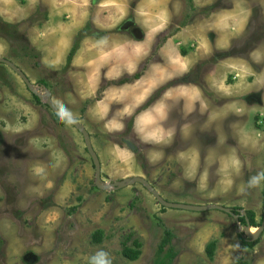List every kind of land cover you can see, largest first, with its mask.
Wrapping results in <instances>:
<instances>
[{"label":"rangeland","instance_id":"374dc122","mask_svg":"<svg viewBox=\"0 0 264 264\" xmlns=\"http://www.w3.org/2000/svg\"><path fill=\"white\" fill-rule=\"evenodd\" d=\"M144 2L13 0L11 13L16 18H8L13 22L7 23L0 16V60L11 62L40 97L46 96L41 99L11 68L0 64V264H264V234L254 249L242 246L239 236L249 239L247 224L237 223L224 213L166 209L141 184L117 191L98 188L83 135L71 124H62L46 104L45 98L50 96L59 110L65 109L89 133L101 163L102 185L111 187L141 178L169 203L221 206L238 210L240 215L254 213L257 225L262 224L264 180L255 186H249L248 181L264 173V0H193V4L170 0L166 10L171 17L165 36L175 35L181 44L189 42L186 48L194 54L201 46L208 49H202L201 55L209 53L205 59H196L205 62L196 63L199 78L193 74L190 80L209 98L206 185L199 183L206 171L203 169L194 173L196 184H187L181 178L178 180L183 184L174 185V179L185 173L173 163L176 146H143L131 135L132 129L117 135L106 130L100 119L85 117L87 107L93 101L100 102L109 88L125 85L120 84L122 80L110 82L105 75L103 80L93 82L100 72L98 68L95 71L99 63L96 51L91 64H86L89 62L84 56L80 67L69 69L68 52L62 54L45 45L49 14L55 16L50 26L59 47L69 45V34L74 46L86 24L77 27L82 21L71 16V9L91 8L88 38L101 41L112 31L95 28L91 22L95 15L105 27L117 14L114 32L121 35L129 23L136 21L142 26L140 9L153 6ZM242 5L250 11L247 27L233 31L226 43L221 39L228 37L232 25L228 21L224 22L227 27L221 24L219 15L223 10L243 11ZM133 36L143 40L138 30ZM159 38L155 42L163 43L164 38ZM217 39L223 45L217 46ZM39 40L44 46L41 50L35 45ZM50 41L54 48L53 39ZM185 64L190 62L183 63L182 68ZM193 68L196 70V66ZM216 75L218 80L213 78ZM135 76L129 78L133 80L130 83L138 81ZM88 77L89 82L85 81ZM185 80L167 84L161 94L174 87L196 86ZM223 106L233 107L224 114ZM244 125L247 139L241 128ZM125 141L131 142L136 151L130 150ZM151 154L158 157L148 163ZM164 154L172 156L166 167L158 162ZM221 156L226 158L220 163L217 157ZM233 156L240 161V171L229 177L231 183H222L219 169L229 166ZM37 167L44 169L46 179L35 175ZM48 182L52 187L46 186ZM259 228H252L251 234ZM98 233L102 234L101 243L94 241ZM168 234L172 235L170 244L159 254ZM135 242L141 245V257L132 262L123 252L125 244L132 247ZM212 243L216 244L213 259L207 253Z\"/></svg>","mask_w":264,"mask_h":264},{"label":"crops","instance_id":"0c3cea01","mask_svg":"<svg viewBox=\"0 0 264 264\" xmlns=\"http://www.w3.org/2000/svg\"><path fill=\"white\" fill-rule=\"evenodd\" d=\"M12 2L13 0H0V9H2L0 16L5 22L7 21V23L13 22L11 19H8L9 17H12L13 19L16 18V14L11 13V9L13 8ZM144 3L145 5L152 3L153 6H150L149 8L145 7L142 10L140 9L141 20H143L142 23L140 22L142 26H139V23L134 21L132 24L133 27L130 30L122 32L121 35H118V33L114 32L115 25L118 24V22L115 21L116 17L118 19L117 14H114V19L110 20V22L106 24L105 27H103L102 25H100V23L97 22L95 17L96 15L91 21L93 22L95 28L100 29L103 32L105 30H109V33L112 31V36L109 35L104 40H101L106 41L105 43H100L101 41L90 38L83 40V42H81L78 53L74 57L72 67H80V58L84 56L86 59H88L89 62L86 64H91V55L94 53L93 51H96L98 54L96 55L95 59H98L99 63L97 64V66H95V71L96 68H98L97 71L100 72L99 75L95 76V79L93 78V82L103 80V75L107 76L110 82H113L118 80L121 81L124 79H129L130 77H133L139 73H143L141 75V78L138 79V81H134V83L129 82L126 83L123 87L121 86L119 88H109L105 92L101 101H93V104L87 107L86 111H84V114L85 117H88L90 115L96 117L97 119L95 120L100 119L103 123H101L102 126L106 128V130H109L108 125L110 123H112L114 120H119L122 118L125 123V129L123 131H111V133H116L117 135H124L127 129H132L131 135L133 136V138L136 139V141L140 142L143 146H159L160 148L165 149L171 144L176 146V149H174L175 153L173 158L172 156H170V158H167L164 154L163 156L159 157L158 162H161V165L166 167V161L168 162V160L172 158L175 167H177L178 170L182 169L185 171L183 175L181 174L180 177H176L177 179H174V185L183 184L182 182H185L187 184H196L197 180L193 179L195 175L194 173L196 171L200 172L201 169H203L204 171H209V103L207 100L209 98H207V93H205V91L200 86L198 87V85L194 84V81L190 80H192L193 74H195V77L199 78L198 64L196 65V63L205 62H200V60L208 57L209 53L205 52L201 55V52L203 51L202 49H208L204 46L198 47L196 50H200V54L198 51L196 52L197 54H194L195 52H190V50L186 48L189 42H187L186 44H181L180 40L177 39V36H165V34L168 33L167 25L169 24L171 17L169 11H166L167 8H170V0H145ZM95 5L97 4L95 3ZM99 7V10H101L102 8L100 5ZM242 7L243 11H246L248 13L247 21L242 29L244 30L246 29L247 23L249 21L250 11H248V9L244 5H242ZM2 11H4V13H2ZM73 11H77L78 14L74 13ZM262 11H264V3H262ZM166 12L168 13L167 16H165ZM70 13H72L71 16L73 18L77 16L76 19L78 21L81 19L82 21V25L77 27H83L85 24L86 26L88 25L87 21L89 20V16L91 15V8H88L86 6L82 8L76 7V9H71ZM54 17V15L49 14V21L45 24V32L47 39L45 45L47 48L50 47L51 49H55L57 51L61 50L62 54L68 52V59L69 54L73 48V39L71 38V34H69V45L67 44V46L63 45L59 47V41H55L54 30L50 26L52 25ZM123 19L124 18L122 17L121 23L123 22ZM161 24L164 25L162 28L160 27ZM72 29L73 28H69V30ZM136 30H138L143 35L142 41H138L133 36V33H135ZM231 30L232 31H229L228 37H222L221 40H224L227 43L229 36L233 32V29ZM39 35L42 34L39 32ZM161 36L162 39L164 38L163 43L155 42V40ZM211 37L212 34L210 36V40ZM50 38H52L54 41V48L52 47V42L50 41ZM221 40L219 41L217 39V46L223 45ZM35 45L40 50L44 47L43 44H41L40 40L35 41ZM175 46L178 47H176V50L174 48ZM183 51H185V55H183ZM159 53L161 56L159 55ZM196 59L200 60L197 61ZM187 62H190V64H188L187 72L181 71L183 63ZM87 65L84 64V67H86ZM194 66H196V70L193 68ZM173 75H175L174 79L169 78ZM181 78L183 80L187 79V81L190 82V86H196L193 87V89L183 88L182 86L170 88L174 90L171 99L164 97V94L169 89L165 93L161 94L158 98H155L156 94L159 93L164 86L169 83L179 81ZM213 78L214 80H218L217 75ZM90 80V78L85 79V81L87 82H89ZM87 87L89 88L90 86L87 84L86 88ZM181 87L187 90L185 103L183 105H181L179 102V97L181 95L182 89ZM141 96H146V99L141 101ZM113 97H117L118 99L114 100ZM158 102L164 103L167 109L171 110L167 126L171 127L174 130L175 134L172 138L171 143L168 145L144 144L139 140L136 135V132L134 130L135 123L140 117H145L147 119L150 116L152 107ZM193 105H195L196 111L192 115H188L187 113L193 107ZM123 107L130 108L131 114L125 115L124 117H120L118 112ZM232 107L233 106H223L221 112H224V114H229L231 112V109L227 108ZM237 110L239 111V109ZM130 121H132V124H129ZM145 127L150 128L151 125L145 124ZM241 128L242 131H244V139H247L246 136L248 135L245 134L247 127L244 125V127ZM188 145L190 147L189 149H186ZM197 151L199 153L198 162L196 165L195 172L192 173L187 166L190 163L191 158ZM182 153L185 154V158L183 160L180 158ZM225 158L226 157L221 156L217 157V160H219V162L221 163L222 160ZM153 162H155V159L149 158L148 163ZM181 178L184 181L180 183L178 179ZM205 181L207 180L203 179L200 180L199 183L202 185H206L207 183H204ZM181 203L183 202L180 201L176 204ZM194 206H197V204H195Z\"/></svg>","mask_w":264,"mask_h":264},{"label":"clouds","instance_id":"9594fccd","mask_svg":"<svg viewBox=\"0 0 264 264\" xmlns=\"http://www.w3.org/2000/svg\"><path fill=\"white\" fill-rule=\"evenodd\" d=\"M163 18V17H162ZM248 18V13L246 11H241L238 13H234L231 10H223V12L219 15V21L225 27L227 24H224L225 21H228L232 25L233 31H242L243 27ZM164 25L161 24L162 28ZM106 41H101L100 43H105ZM188 65L185 64L181 71H187ZM169 78L174 79L175 75L170 76ZM163 80V78H162ZM173 89H169L165 94V98H172ZM187 95L186 89H181V95L179 97V102L181 105L185 103V97ZM114 100H117V97H113ZM146 99V96H141L140 100L143 101ZM163 99V98H162ZM196 111L195 105L188 111V115H192ZM170 109H167L166 105L162 102H158L151 109L150 116L146 119L145 117H140L137 119L135 123L134 130L136 132L137 137L144 144L151 145H168L171 143L172 138L174 136V130L171 127L167 126V122L170 117ZM120 117H124L125 115H130L131 110L128 107H123L118 112ZM58 117L62 120L67 119V112L65 109L61 108L58 112ZM145 124H150L151 127H145ZM109 131H123L125 129L124 120L121 118L119 120H114L112 123L108 125ZM198 151L193 155L188 164V169L194 173L196 169V165L198 162ZM158 157V154H151V158L155 159ZM180 158L183 160L185 158V154H181ZM220 173L223 174V178L221 180L222 183H231L229 177L236 173L238 174L240 171V161L235 156L231 157V163L229 166H224L219 169ZM35 175L40 179H46V174L43 168L37 167L35 169ZM203 179H208V171L206 170L203 173ZM261 180H264V173L258 174L257 176L251 177L248 181L249 186L257 185ZM47 187H52L51 182H48Z\"/></svg>","mask_w":264,"mask_h":264},{"label":"water","instance_id":"95a60500","mask_svg":"<svg viewBox=\"0 0 264 264\" xmlns=\"http://www.w3.org/2000/svg\"><path fill=\"white\" fill-rule=\"evenodd\" d=\"M137 39H138V41L142 40V37L137 36ZM0 64L6 65L9 68H11V70H13V72H15L27 84V86L32 90V92L39 96V94L35 91V89L31 85V83L27 80L25 75L16 66H14L11 62H9L7 60H0ZM44 97H46V96H42L40 98L43 99ZM45 99H46V104H47L48 108L58 117V112L60 110L55 106V104L53 103L51 97L49 96V97H47ZM64 121L69 123V124H71L72 126H74L83 135V137L85 139V142H86V145H87V151H88V153L90 154V156L92 158L93 165H94L95 170H96V186L98 188H100L101 190H106V191L114 190V191H117V190H121V189H123L125 187L132 186L133 184H141L149 192H151V194L154 196V198L157 200V202L162 207H164L166 209L179 210V211H185V212H194V213H205V212H211V211H218V212L224 213V214L232 217L235 220V222H237V223L240 222V219L242 217H246L245 213H243L242 216L241 215L240 216L239 215H235L233 213V210H231L229 208H224V207H221V206L195 207V206H188V205H184V204L169 203L166 200H164L161 197V195L150 184H148L145 180H143L141 178L134 179V180H126V181H124L122 183L115 184V185H113L111 187H106L105 185H102V167H101L100 160H99L97 154L95 153V151L93 149L92 142H91V136L83 128V126H81L80 123H78L76 120L72 119L68 115H67V119L64 120ZM125 144L133 152L136 151L135 146L131 142L125 141ZM251 229H252V227L248 223L245 233L248 236L249 240H251L252 242H257L262 237V235L264 234V212H263L262 225L258 229V231L255 234H251Z\"/></svg>","mask_w":264,"mask_h":264},{"label":"trees","instance_id":"16d2710c","mask_svg":"<svg viewBox=\"0 0 264 264\" xmlns=\"http://www.w3.org/2000/svg\"><path fill=\"white\" fill-rule=\"evenodd\" d=\"M191 2V4H193V0H189ZM92 29V25L91 24H88L85 28V30H83L79 35H78V38L76 39V43L74 44L70 54H69V57H68V63H67V67L70 69L71 66H72V63H73V60H74V57L76 56L77 52L79 51L80 49V45H81V42H83L82 40H85L87 39L89 36V34H87V32ZM85 33V34H84ZM183 55H185V51H183ZM141 78V74H138L134 77V80H138ZM133 80H130V79H124L120 82V84H126V83H129ZM165 89H162L159 93L156 94L155 98H158L161 93L164 91ZM38 102H39V99L37 98ZM62 124H66L67 122H65L64 120L58 118ZM129 124H132V122H130ZM233 213L235 215H239L240 216V213L238 210H233ZM263 221V220H262ZM240 223H243V224H250L252 228H259L261 227V225H257L256 223V216L254 213H246V217H242L240 219ZM101 233H98L97 235H95V243H101L102 241V238H101ZM172 239V235L171 234H168L167 238L163 241L161 247H160V253L159 254H162L164 252V250L166 249V247L170 244V241ZM239 242L242 246L244 247H247L249 249H254L256 246H258L261 242V238L257 241V242H252L251 240L247 239L244 235H241L239 236ZM141 245L139 242H135L133 244L132 247H129L127 244H125V248H124V252H123V255L126 259L132 261V262H135V261H138L141 257ZM215 250H216V244L215 243H212L208 246L207 248V253L209 254V257L211 259L214 258V254H215ZM172 253V252H171ZM173 258H174V255H173ZM239 264V263H237ZM241 264V263H240ZM247 264V263H245Z\"/></svg>","mask_w":264,"mask_h":264},{"label":"flooded vegetation","instance_id":"af4514ba","mask_svg":"<svg viewBox=\"0 0 264 264\" xmlns=\"http://www.w3.org/2000/svg\"><path fill=\"white\" fill-rule=\"evenodd\" d=\"M132 27H133V25L129 23V26L127 28H128V30H130Z\"/></svg>","mask_w":264,"mask_h":264}]
</instances>
